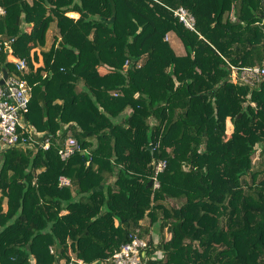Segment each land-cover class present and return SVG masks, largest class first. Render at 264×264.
I'll use <instances>...</instances> for the list:
<instances>
[{"label": "trees", "instance_id": "obj_1", "mask_svg": "<svg viewBox=\"0 0 264 264\" xmlns=\"http://www.w3.org/2000/svg\"><path fill=\"white\" fill-rule=\"evenodd\" d=\"M0 6L27 70L4 50L0 66L32 87L23 124L42 134L0 150V264H113L134 235H150L142 264H264V81H231V67L264 64V0ZM68 137L80 150L63 161Z\"/></svg>", "mask_w": 264, "mask_h": 264}, {"label": "built area", "instance_id": "obj_2", "mask_svg": "<svg viewBox=\"0 0 264 264\" xmlns=\"http://www.w3.org/2000/svg\"><path fill=\"white\" fill-rule=\"evenodd\" d=\"M5 14V10L0 6V17ZM74 17V14H70ZM174 16L187 29L195 30V18L185 8L180 7L174 11ZM11 40H2L0 38V50L9 53L8 58L14 64L15 70L18 73L24 74L27 70V63L22 59L12 58V43ZM231 81L235 84H246L255 87L264 81V64L261 66L234 68L231 67ZM4 69L0 66V81L4 76ZM8 73V72H7ZM7 90V92H6ZM32 98V87L25 80L17 75L9 74L5 80V84L0 83V142L7 147L27 146L37 144L36 138L42 136L37 133L34 128L26 127L23 124V118L29 112L30 101ZM23 132H19V129ZM43 150L50 148L49 139H44L41 143ZM80 150L78 142L73 137H68L60 146L58 153L63 161H67ZM165 168V162H160L155 167V177L153 184L155 188L159 187L157 175ZM60 186H69L70 181L66 177H60ZM149 239L134 235L130 242L124 244L120 250L116 251L110 258L113 264H142L145 256V250L149 246ZM69 264H84L80 259H76L71 255Z\"/></svg>", "mask_w": 264, "mask_h": 264}, {"label": "rangeland", "instance_id": "obj_3", "mask_svg": "<svg viewBox=\"0 0 264 264\" xmlns=\"http://www.w3.org/2000/svg\"><path fill=\"white\" fill-rule=\"evenodd\" d=\"M69 16H70V14H69ZM78 16L77 15H74V18H77ZM56 33H57V28H56V24H52L51 26H50V29H49V33H48V46L49 45H51V43H52V38H53V36H55L56 35ZM176 37V36H175ZM169 39H170V36H169ZM176 39H178V38H176ZM170 41H171V39H170ZM178 41L180 42V40L178 39ZM178 42V43H179ZM181 43V42H180ZM173 45V44H172ZM47 46V47H48ZM181 46H182V49H183V44L181 43ZM174 50H175V52L178 54V55H182V54H185L183 51H182V49L180 50L178 47H177V45H174ZM263 178H264V175H263ZM156 233V232H155ZM157 234V233H156ZM152 235V234H151ZM149 236L150 235H146L145 236V238L146 239H149ZM154 238H155V241L156 242H158V240H159V237L157 236V235H155L154 236Z\"/></svg>", "mask_w": 264, "mask_h": 264}, {"label": "crops", "instance_id": "obj_4", "mask_svg": "<svg viewBox=\"0 0 264 264\" xmlns=\"http://www.w3.org/2000/svg\"><path fill=\"white\" fill-rule=\"evenodd\" d=\"M75 15V14H74ZM169 36H170V39H171V41H170V39H169ZM176 35L174 34V33H169L168 34V40L171 42V44H173L172 46L174 47V45H177V47L181 50L182 49V46H181V41L179 42L178 41V39H176L177 38V36L175 37ZM179 42V43H178ZM47 43H48V40H47ZM48 46V44H46V48H49V46ZM174 49V48H173ZM175 51V50H174ZM182 51L185 53V50H184V47H183V49H182ZM40 50H38V52H37V54H38V57H39V61H38V66L39 65H41L42 64V57H41V55H40ZM182 55H184V54H182ZM151 234H152V236L154 237L155 235H156V233H155V231L154 230H152L151 231ZM157 236H158V234H157Z\"/></svg>", "mask_w": 264, "mask_h": 264}, {"label": "water", "instance_id": "obj_5", "mask_svg": "<svg viewBox=\"0 0 264 264\" xmlns=\"http://www.w3.org/2000/svg\"><path fill=\"white\" fill-rule=\"evenodd\" d=\"M3 72H4V76H3V79L0 81L1 85L5 84V80H6L7 76H8V73H7V71L5 69L3 70ZM6 92H7V90H6ZM5 148H7V145L2 143V142H0V150L5 149ZM150 148H151V146H150ZM153 166L154 167L156 166V162L155 161H153ZM151 185H153V179L149 182V186H151Z\"/></svg>", "mask_w": 264, "mask_h": 264}]
</instances>
